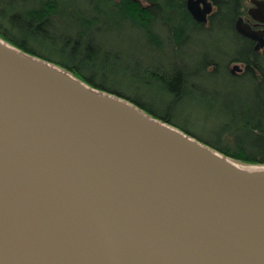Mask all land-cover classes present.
Listing matches in <instances>:
<instances>
[{"label":"water","instance_id":"water-1","mask_svg":"<svg viewBox=\"0 0 264 264\" xmlns=\"http://www.w3.org/2000/svg\"><path fill=\"white\" fill-rule=\"evenodd\" d=\"M0 264H264V168L0 37Z\"/></svg>","mask_w":264,"mask_h":264},{"label":"trees","instance_id":"trees-1","mask_svg":"<svg viewBox=\"0 0 264 264\" xmlns=\"http://www.w3.org/2000/svg\"><path fill=\"white\" fill-rule=\"evenodd\" d=\"M236 3L237 0L216 2V13L210 18L209 26L203 27L191 19L185 0H7L4 16L8 17L10 26L0 23V37L77 78L81 75L79 79L91 87L125 99L235 162L264 166V48L255 51L248 40L234 32L233 22L239 14ZM56 22L64 30V34L57 36L59 39L47 33L54 30ZM102 28L125 31L131 38L139 34L148 58L144 66L137 65L139 79L150 86L156 85L163 94L172 97V102L190 94L198 96L195 90L198 79L213 81L214 85L220 79L224 90L231 88L232 92L222 96L229 104L216 105L225 119L221 120L215 139L204 138L173 122L168 114L160 115L145 106L138 98L97 81L98 70L91 63L100 61V69L113 65L105 57L101 44L94 41ZM8 29L17 30L20 36L16 38ZM212 30L230 38L231 47L221 48L216 43L207 50L213 52L211 57L210 52L185 57L182 50L190 35ZM28 40L39 47L46 46L48 53L33 48ZM233 62L243 65L240 73H231L229 65Z\"/></svg>","mask_w":264,"mask_h":264},{"label":"rangeland","instance_id":"rangeland-1","mask_svg":"<svg viewBox=\"0 0 264 264\" xmlns=\"http://www.w3.org/2000/svg\"><path fill=\"white\" fill-rule=\"evenodd\" d=\"M6 2L7 0H0V23L5 27H9L10 23L8 17L4 16V12L8 8L5 4ZM141 3L144 4L143 2ZM54 27V30H49L47 33L55 39H59L57 36L59 37L64 34V30L57 22L54 24ZM8 32L16 36V38L20 36L17 30L8 29ZM136 35L131 38L125 34V31H107L102 28L101 33L94 36V41L101 44L102 51L106 54L105 57H108L109 61L113 64L100 69V61L92 62V68L98 70L95 79L138 98L146 104L145 106L153 108L160 115L168 114L173 122L185 126L191 131L200 134L202 137L214 140L216 137L215 133H217L221 127V120L225 119V114L221 115L216 109V105H228L229 103H227L223 97L233 90H231V88L224 90L222 88L223 83H221L220 79L217 80L215 85L213 81L198 79L196 83L199 86L195 89L198 96L190 94L184 96L179 101L172 102V97L163 94L156 85L150 86L139 79L141 73L138 74L137 65L140 63L144 66L148 58L144 53L146 50L145 42L140 39L139 34ZM40 39L48 40L50 38L40 37ZM30 40L27 41L30 46L43 53H48V48L46 46L39 47ZM216 43L223 48L231 47L233 42L230 38L223 37L222 34L215 30L206 33L194 32L190 35L189 42L183 47L182 51L185 57H188L190 54L199 55L201 52H210L208 54L211 57L213 52L207 50H209L211 46H215ZM58 47H61L60 43ZM117 60H119V62ZM187 60L189 61V58H187ZM233 64L231 63L229 65L230 69ZM236 65L243 68V65L240 63H236ZM100 72L103 74H100ZM237 73L239 72L234 71V74ZM102 75L105 76L102 77ZM73 76L76 77L75 75ZM78 76L82 78L81 75ZM79 77L76 78L79 79ZM207 99L211 101L208 100L210 101L208 102ZM233 162L246 168H264V166L259 165H243L239 162Z\"/></svg>","mask_w":264,"mask_h":264},{"label":"flooded vegetation","instance_id":"flooded-vegetation-1","mask_svg":"<svg viewBox=\"0 0 264 264\" xmlns=\"http://www.w3.org/2000/svg\"><path fill=\"white\" fill-rule=\"evenodd\" d=\"M189 0H185V9L187 10V12L189 13L188 9H187V2ZM193 3H198V8L202 11V10H207L204 17H205V22H197L196 20H194L192 18V16L190 15L191 19L198 25L203 26V27H208L209 26V21L210 18L216 13L218 7L216 5V2H218L219 0H190ZM262 4H264V0H237L236 3V7L237 10L239 12L238 16L235 18L234 22H233V29L234 32L236 34H238L239 36L243 37L244 39L248 40L252 46L253 49L255 51H260L264 48V46L262 48H259L258 50H256L254 47L258 44L260 45L261 42H257V41H253L248 37L242 36L240 35L236 30H235V24L236 21L239 18H242L243 22L245 24H247L251 30L253 31H264V22L257 20L254 15L258 16V14L255 12L259 5L261 6ZM240 73V72H239Z\"/></svg>","mask_w":264,"mask_h":264},{"label":"bare ground","instance_id":"bare-ground-1","mask_svg":"<svg viewBox=\"0 0 264 264\" xmlns=\"http://www.w3.org/2000/svg\"><path fill=\"white\" fill-rule=\"evenodd\" d=\"M233 63H234V64H233ZM233 63H232V64H233V66H234V65H236V62H233ZM233 66H232V67H233ZM240 68H241V67H240ZM231 69H232V68H231ZM231 69H230V71H231ZM242 70H243V68H241V70H240V71H237V72H241ZM231 73H234V71H233V72H231Z\"/></svg>","mask_w":264,"mask_h":264}]
</instances>
